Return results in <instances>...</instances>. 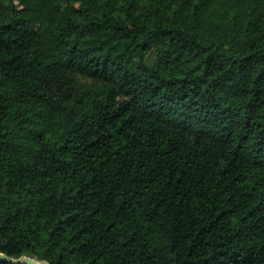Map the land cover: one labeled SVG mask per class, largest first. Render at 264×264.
Here are the masks:
<instances>
[{
  "label": "trees",
  "instance_id": "1",
  "mask_svg": "<svg viewBox=\"0 0 264 264\" xmlns=\"http://www.w3.org/2000/svg\"><path fill=\"white\" fill-rule=\"evenodd\" d=\"M0 252L264 264V0H0Z\"/></svg>",
  "mask_w": 264,
  "mask_h": 264
},
{
  "label": "water",
  "instance_id": "2",
  "mask_svg": "<svg viewBox=\"0 0 264 264\" xmlns=\"http://www.w3.org/2000/svg\"><path fill=\"white\" fill-rule=\"evenodd\" d=\"M0 260L10 261V262H24L26 264H50L45 260H37L35 258H30L26 256H21L19 258H13L1 252H0Z\"/></svg>",
  "mask_w": 264,
  "mask_h": 264
},
{
  "label": "rangeland",
  "instance_id": "3",
  "mask_svg": "<svg viewBox=\"0 0 264 264\" xmlns=\"http://www.w3.org/2000/svg\"><path fill=\"white\" fill-rule=\"evenodd\" d=\"M144 61L147 63V64H152L154 63L155 61V52L154 51H149L146 55H145V59Z\"/></svg>",
  "mask_w": 264,
  "mask_h": 264
}]
</instances>
